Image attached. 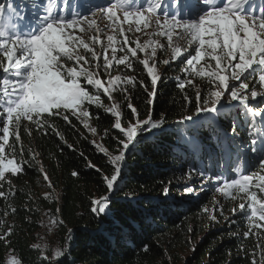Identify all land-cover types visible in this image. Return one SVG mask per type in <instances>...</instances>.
Returning <instances> with one entry per match:
<instances>
[{
  "label": "snow or ice",
  "instance_id": "1",
  "mask_svg": "<svg viewBox=\"0 0 264 264\" xmlns=\"http://www.w3.org/2000/svg\"><path fill=\"white\" fill-rule=\"evenodd\" d=\"M100 19L107 21L105 29L112 33L106 35V45L101 40L105 29L100 28ZM131 33H143L148 39L140 43L139 36L130 39ZM118 36L122 39L118 40ZM156 37L166 38L167 48L172 53L171 59H164L162 63L169 65L179 61L182 65L184 77L177 78V87L196 89L194 114L182 116L177 123L207 126L215 134L226 170L235 168V161L242 162L228 179L221 180L219 175L206 174L204 169L198 168H192L189 177L199 174L202 183L205 179L212 183L225 199L235 201L239 197L242 202L231 209V213L234 217L239 211L247 222L243 239L253 236L261 239L264 234V92L256 88L258 85L264 89V0H168L167 7L159 0H2L0 189L8 183L9 190H0V198L14 195L9 175L22 174L24 165L35 160L31 149L28 150L31 159H24L21 127L28 135H31L28 125H34L44 134L51 130L63 140L54 121L59 118L71 124V116L95 134L97 128L90 127L88 122L93 115L89 109L94 106L114 117L111 127L123 137L117 138L118 154L97 145L107 156L113 172L110 177L103 176L109 195L91 199V211L96 215L107 214L110 194L116 190L127 154L141 142L143 134L162 129L166 121L163 114L155 119L151 108L147 118L139 119V111L131 103V92L137 87L147 93L148 104L155 100L158 82L162 79L157 71L161 62L157 50L165 49V44ZM174 37L184 41L187 47L174 44ZM133 43L135 47L131 46ZM138 53H143L144 58ZM137 65L143 66L151 91L143 77L129 74L136 72ZM120 66H123L121 74L112 75ZM193 77L206 82V92L193 83ZM117 92L123 96L135 120L129 121L126 127L122 105L115 101ZM102 97H107L111 103L105 105ZM257 97L262 100L256 102ZM183 99L192 102L188 95ZM225 99L227 104L223 103ZM231 102L238 103V118L243 120L246 129V138L239 142L236 119H232L230 131L219 124L220 115L229 118L230 113H222L221 109H231ZM107 132L106 129V135ZM185 143L194 150H201L202 146L191 137L185 138ZM88 166L96 167L91 163ZM40 171L51 188L47 173L43 168ZM72 175L78 173L73 171ZM168 191L166 187L165 196ZM185 191L190 193L194 189L185 186ZM45 198H48L47 193ZM11 211L14 213L16 209ZM56 211L58 213L59 209ZM202 211L208 214L210 222L218 223L216 213L223 217L224 206L218 204L211 212L207 207ZM223 218L225 222L235 223L231 217ZM52 222L63 224V220L54 218ZM11 234L9 227L0 235V240ZM255 247L261 249L259 264H264V243ZM239 250L247 251L243 247ZM144 251H148L147 246ZM64 254L62 249L56 248L52 264H59ZM250 255L251 264H257L254 253ZM7 264L22 262L13 256Z\"/></svg>",
  "mask_w": 264,
  "mask_h": 264
},
{
  "label": "trees",
  "instance_id": "2",
  "mask_svg": "<svg viewBox=\"0 0 264 264\" xmlns=\"http://www.w3.org/2000/svg\"><path fill=\"white\" fill-rule=\"evenodd\" d=\"M122 68L117 69L120 74ZM129 74L143 77L151 91L150 79L142 65H137L136 72ZM160 75L162 79L151 105L147 102V93L140 87L131 92V103L138 109L139 119L147 118L151 108L155 119L163 114L166 121L162 129L143 134L141 142L127 154L116 190L110 194L107 214H94L90 201L109 195L103 176L110 177L113 169L97 145L118 154L117 138L123 137L111 127L114 117L94 106L89 109L99 143H93L91 133L71 116V124L59 118L54 121L63 140L51 130L44 134L34 125H28L31 128L28 135L21 127L24 159H31L28 151L31 149L35 160L24 165L22 174L9 175L14 195L0 198V235L9 227L12 229L10 236L0 240V264H7L13 256L22 264H52L56 248L65 253L59 258V264H251V253L259 264L261 249L255 245L264 243V234L259 240L255 236L244 240L242 233L247 230L244 216L238 211L232 217L231 209L241 199L216 197L212 183L206 179L202 183L199 174L189 177L190 170L198 168L206 174L219 175L221 180L228 179L242 162L235 161V168L226 170L215 134L207 126L177 123L182 116L195 112L196 89L177 87V78L184 77L180 62L165 65ZM192 79L202 92L207 91L205 81L198 77ZM185 95L191 98V103L184 101ZM114 96L122 105L124 126H127L134 118L123 96L118 92ZM102 100L105 105L111 103L107 97ZM237 107L238 104L231 109L222 108L221 112L230 116L225 119L220 115L219 124L230 131L232 119H236L239 142L246 138V129L243 120L238 118ZM187 137L200 144L201 150L185 143ZM89 163L96 167H89ZM41 168L47 173L51 188ZM73 171L78 175L73 176ZM185 186L194 191L186 192ZM166 187L167 196L164 195ZM0 190L8 192V183ZM218 204L224 206L223 217H231L235 223L225 222L219 212L216 213L218 223L209 221L202 209L207 207L211 212ZM12 208L16 209L14 213ZM53 218L63 220V224L53 223ZM145 246L148 251H144ZM241 247L247 251H240Z\"/></svg>",
  "mask_w": 264,
  "mask_h": 264
},
{
  "label": "rangeland",
  "instance_id": "3",
  "mask_svg": "<svg viewBox=\"0 0 264 264\" xmlns=\"http://www.w3.org/2000/svg\"><path fill=\"white\" fill-rule=\"evenodd\" d=\"M0 2H2V0H0ZM159 3H161V5L164 6V7H167V6H168V0H159ZM169 10L171 11L172 9H169ZM106 24H107V21H106V20H104V19H100V20H99V26H100L101 29H105V25H106ZM108 34H112V33H111V31H110L109 29H105V33L101 35V40L104 42L105 45L107 44L106 35H108ZM129 35H130V39H132V40H135L136 37L139 36V38H140V43H144V41L148 39V37H147L146 35H144L143 33H131V34H129ZM117 38H118V40H119V39H122V38L119 37V36H118ZM155 39H159L162 43L165 44V49H164V50H160V49L157 50V56L160 55V57H158V59H159V61H161V62L158 63V65H157V71L159 72V74H161V72H162V68L165 67V65L162 63V61H163L164 59H169V60H170V59H171V54H172V53H171V49L167 48V40H166V38L156 37ZM173 43H174V44L179 43L182 47H187V45H186V43H185L184 41H177L175 37H174V39H173ZM97 46H98V48H99V45H97ZM131 46H132V47H135V44L133 43ZM98 50H99V49H98ZM148 51L150 52L151 49L149 48ZM110 54H111V49H109V55H110ZM117 54H118V55H122L123 53H117ZM138 55L140 56V58H144V54H143V53H138ZM212 63L214 64V62H212ZM118 74H120V73H119L117 70L112 72V75H118ZM250 83H251V82H250ZM256 90H257L258 92H264V89H260L258 85H257ZM259 100H262V98H261V97H257V101H259ZM223 103H224V104H227L228 101L225 99V100L223 101ZM231 103H232V105H237V104H238L237 102H231ZM142 120H143V119H142ZM88 122H89V124H90V127H93V124H92V122H91V119H89ZM133 122H135V120H134ZM82 125H83V124H82ZM125 127H126V126H125ZM85 129H86L89 133H91V132L89 131V129H87V128H85ZM91 135H92L93 140H94L96 143H99L98 140H97V137L95 136V134L91 133ZM220 196H223V195H222L221 193L217 192L216 197H220ZM48 230H49V228L47 229V231H48ZM9 260H10V259H9Z\"/></svg>",
  "mask_w": 264,
  "mask_h": 264
}]
</instances>
